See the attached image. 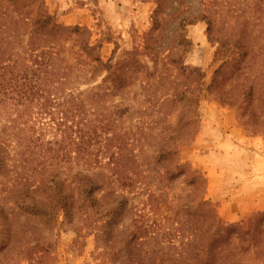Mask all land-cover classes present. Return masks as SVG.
Masks as SVG:
<instances>
[{
    "label": "trees",
    "instance_id": "obj_1",
    "mask_svg": "<svg viewBox=\"0 0 264 264\" xmlns=\"http://www.w3.org/2000/svg\"><path fill=\"white\" fill-rule=\"evenodd\" d=\"M33 2L36 7H30ZM0 3V98L25 107L29 117L32 112L49 116L45 125L60 131L25 142L18 127L6 138L16 148L0 147V176L10 182L3 190L12 200L9 212L0 207V251L10 244L0 264L46 253V232L59 214L84 227L97 221L94 236L111 264H264V211L252 214L247 224L224 222L204 196L195 207L177 209L184 219L177 220V212L172 219L173 205L162 198L146 219H135L126 232L119 229L136 181L152 196L148 170L163 167L167 181L181 171L179 146L194 140L203 96L235 105L244 122L264 117V18L249 26L245 17L234 33L218 37L219 64L208 83L200 66L186 62L192 46L185 27L196 17L178 20L172 46L161 56L154 48L160 35L152 36L162 24L152 18L143 52L126 51L118 60L104 61L88 28L58 22L44 0ZM256 7L264 12V6ZM68 41L73 55L65 57L61 47ZM142 70L139 86L146 93L154 90L146 101H127L123 92ZM99 71L104 75L91 85ZM84 83L91 87L82 97L85 91L75 90ZM159 90L161 100H156ZM22 215L24 221L16 223ZM32 216L40 227L28 223ZM170 220L176 221L172 228Z\"/></svg>",
    "mask_w": 264,
    "mask_h": 264
},
{
    "label": "rangeland",
    "instance_id": "obj_2",
    "mask_svg": "<svg viewBox=\"0 0 264 264\" xmlns=\"http://www.w3.org/2000/svg\"><path fill=\"white\" fill-rule=\"evenodd\" d=\"M44 2L48 14L53 16L58 22L70 26L75 24L86 26L90 31L91 40L100 44V54L104 61L118 60L125 55L126 51L143 52L144 34L151 26L152 18L157 19L162 24L157 27L152 36L155 38L157 35H160V39L154 45V48L158 49L161 56V54L167 52V47L170 48L172 46V39L178 20L183 17H196L193 23L186 24L185 27V34L191 41L192 46L187 54L186 62L200 66L205 73V79L208 83L211 81L214 70L219 64L214 57L218 37L234 33L238 23L245 17L248 18L249 26H251L252 22L254 23V21L264 18L262 8L256 7L258 3L259 6H264V0H44ZM36 6V2H33L30 7ZM32 14H34V11H32ZM200 14L205 15L202 16ZM61 49L65 57L73 55L70 50V41L61 47ZM138 55L141 59H148L149 57L146 54ZM75 66L77 65L73 67ZM78 67L82 71H86L84 66L78 65ZM157 68H159L157 71L161 72L163 70L161 65L157 66ZM103 71L96 73L94 78L91 79V85L100 82L104 75ZM144 72L142 70L138 75V80L128 90L123 92L122 96L127 101L128 99L130 101L133 97L135 100H137L136 98H140L141 101H146V97H149L151 95L150 92L154 90L152 87L151 91L146 93L139 86ZM166 75L174 76L173 74ZM90 77V74H86L84 78L88 79ZM84 78L79 77V82L86 81ZM90 87L86 83L80 84L79 89L77 88L75 92L78 90L85 91V94L82 95L84 97ZM161 91L156 92L155 98H158L156 100H161L159 99ZM58 108L61 107H56V109ZM197 111L199 121L195 137L199 129L204 127L205 121L207 122L206 128L210 125L217 129L220 127L222 129L225 127L230 129L232 125L237 126L245 135L253 137L251 142L256 140L255 142L260 148L255 149V146L252 145L251 151L255 152H250L252 167L249 171H255V162L259 163L258 161L261 160L263 163V116H249V119L244 122V118L240 116L239 112L237 113L235 105L220 104L210 94L200 99ZM131 115H136L134 110L131 111ZM219 117H221V120ZM48 119L49 116L44 115L39 117L36 112H32V116L29 117V110L25 107L15 106L9 101H3L0 98V147H6L12 152V148H16V145L13 142L9 144L6 141L7 134L11 130L12 132H16L19 128L22 129L21 132L24 134L25 142H28L30 137L34 135L48 139L52 138L55 134H59L60 131L55 124H52V127L45 125ZM13 125H17V128L14 130L12 128ZM207 147L209 149H206ZM178 155L181 171L173 179L168 181L165 179V176L161 174V170H163L161 166H156L154 169L147 171L150 172L148 180H151V183H148L147 186L149 187L153 184V191L151 190L152 196H150V191L147 188H140V184L136 181L134 187L131 189L133 192L129 193V196L133 195V198L128 199V212L125 213L123 220L119 223L121 231L126 232L133 228L135 219H138V223L146 219L150 215L148 213L152 212V208L162 198L171 201L173 205L171 217L177 212V220H180V218L184 219L177 209L182 208L185 204L194 205L195 207L197 200L201 196H204L209 202L208 206L212 210L216 211L217 208L218 211L219 202L212 197L208 190L206 170H208L207 167L213 169L217 164L218 167H221L223 163L228 164L230 161L220 158L217 155V150H210L209 146L196 145L194 140L179 146ZM252 159H256V161L252 162ZM262 167L264 168V163ZM201 176L205 178V181L201 179ZM9 183L5 178H1L0 176V207H3L5 212H9L12 206L9 192L3 190L6 189ZM256 186L258 187V184ZM254 193V191L249 192V195H254ZM132 204L134 207L131 206ZM195 209L199 210L197 207ZM260 211H264V205L262 208L240 216L237 220H221L224 222L242 221L247 224V220L251 215ZM24 219L25 216H19L16 219V223H20ZM96 222L84 227L80 222H66L63 215L59 214L54 225L46 232L47 237L44 240V247L47 252L43 253L40 251L38 258L25 257L15 264H111L107 254L103 251L102 244L96 242L94 236ZM175 222L172 221L170 223V228H172ZM28 223L40 227L39 221L33 218V216ZM142 226L144 227L145 224ZM12 228L16 230L17 225H12ZM1 233L6 234L7 230L2 229ZM7 242H9V239H7ZM30 243H33V241L31 240ZM9 246L10 244L8 243L7 247L0 251V255Z\"/></svg>",
    "mask_w": 264,
    "mask_h": 264
},
{
    "label": "crops",
    "instance_id": "obj_3",
    "mask_svg": "<svg viewBox=\"0 0 264 264\" xmlns=\"http://www.w3.org/2000/svg\"><path fill=\"white\" fill-rule=\"evenodd\" d=\"M221 120V117H219ZM199 129L194 143L209 146L210 150H217L220 158L230 162L223 163L221 167L206 170L208 190L212 197L219 202L218 213L222 219L234 221L250 211L262 208L264 205V168L261 160L255 162V171L250 158L252 145L260 149L253 137L245 135L237 126L219 129L210 125ZM203 129V130H202ZM216 129V130H215ZM206 149H209L208 147ZM256 161V159H254ZM252 159V162H254ZM252 172V173H251ZM258 184V187L256 186ZM255 192L249 195V192Z\"/></svg>",
    "mask_w": 264,
    "mask_h": 264
}]
</instances>
